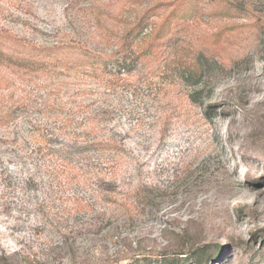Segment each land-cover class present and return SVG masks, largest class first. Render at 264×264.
Wrapping results in <instances>:
<instances>
[{
    "label": "rangeland",
    "instance_id": "374dc122",
    "mask_svg": "<svg viewBox=\"0 0 264 264\" xmlns=\"http://www.w3.org/2000/svg\"><path fill=\"white\" fill-rule=\"evenodd\" d=\"M150 24L149 89L111 97L127 113L106 122L139 126L143 143L125 138L141 170L99 197L69 177L56 190L0 142V264H264V0H0V52L108 54ZM182 71L199 84L168 79Z\"/></svg>",
    "mask_w": 264,
    "mask_h": 264
},
{
    "label": "trees",
    "instance_id": "16d2710c",
    "mask_svg": "<svg viewBox=\"0 0 264 264\" xmlns=\"http://www.w3.org/2000/svg\"><path fill=\"white\" fill-rule=\"evenodd\" d=\"M140 20L134 24L140 26ZM129 29L123 33L120 46L108 54L37 44L30 60L0 52V129L6 139L0 142L20 147V158L29 162L32 173L43 171L51 189H62L65 184L96 187L99 197L115 191L107 187L117 188L104 180L106 176L117 179L141 170L143 158L134 154L127 143L130 139L125 138L134 133L135 141L143 143L139 126L129 125L122 134L106 123L127 109L111 108V97L118 92L140 91V87L148 90L152 78L143 64L141 40L153 33V25L144 34L135 32L133 39ZM176 46L170 43L171 48ZM204 59L199 52V67L206 65ZM173 77L189 87L197 86L202 78L189 71L174 73L168 79ZM193 98L189 96L191 101ZM68 177L71 180L67 183ZM32 179L29 174L24 183L32 185ZM141 186L142 182L138 188ZM196 255L197 251L189 253L193 260ZM163 259L161 264L177 261Z\"/></svg>",
    "mask_w": 264,
    "mask_h": 264
}]
</instances>
